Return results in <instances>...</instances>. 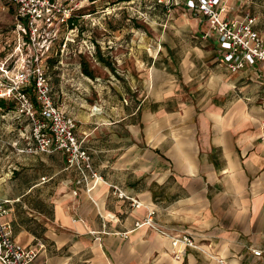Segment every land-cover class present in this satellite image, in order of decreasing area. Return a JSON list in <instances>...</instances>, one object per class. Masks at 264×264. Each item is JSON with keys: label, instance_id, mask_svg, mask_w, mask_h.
Returning <instances> with one entry per match:
<instances>
[{"label": "crops", "instance_id": "0c3cea01", "mask_svg": "<svg viewBox=\"0 0 264 264\" xmlns=\"http://www.w3.org/2000/svg\"><path fill=\"white\" fill-rule=\"evenodd\" d=\"M221 2L228 15H250L264 26V0ZM206 39L214 50L202 55L229 72L218 60L216 36ZM195 64L189 53L178 69L189 80L201 69ZM230 74L257 89L237 88L238 95L232 80L220 95L197 99L166 86L156 97L119 103L114 117L87 103L64 110L103 179L87 188L62 153H25L29 135L24 147H14L17 165L0 163V199L9 201L2 221L15 243L37 251L33 264H218L216 257L264 264V255L252 253L264 248V79L255 67ZM148 209L167 236L134 229ZM181 235L200 249H173L170 236Z\"/></svg>", "mask_w": 264, "mask_h": 264}, {"label": "rangeland", "instance_id": "374dc122", "mask_svg": "<svg viewBox=\"0 0 264 264\" xmlns=\"http://www.w3.org/2000/svg\"><path fill=\"white\" fill-rule=\"evenodd\" d=\"M59 1L76 4L77 16L97 12L80 19V26L71 33L73 43L62 49L54 45L50 65L46 64L53 98L67 112L87 103L109 108L108 114L114 117L120 112L116 106L119 103L126 101L129 105L132 101L156 97L166 86H174L180 98L191 94L197 99H207L220 95L224 84L238 78V74L231 75L202 55L214 50L212 43L202 38L206 23L199 15L184 9V0H178V5L170 9L156 5L155 0ZM13 15V9L0 0V57L13 55L17 46ZM21 51L22 55L28 53L26 47ZM189 53L191 62H199L201 69L195 64L198 70L188 80L178 67L181 58ZM98 54L109 67L98 61ZM168 57H174L172 63ZM82 62L92 72V78L83 73ZM235 83L238 95L237 90L244 86L247 91L257 89V84L250 81L240 79ZM10 105L7 102L5 109L0 108V163L5 169L17 165L14 147L25 146L23 139L30 129L28 121L19 119Z\"/></svg>", "mask_w": 264, "mask_h": 264}, {"label": "built area", "instance_id": "2783aa9c", "mask_svg": "<svg viewBox=\"0 0 264 264\" xmlns=\"http://www.w3.org/2000/svg\"><path fill=\"white\" fill-rule=\"evenodd\" d=\"M3 1L14 11L18 42L13 55L0 57V99L12 102L16 116L24 118L30 125V144L24 152L62 153L66 168L75 169L80 175L77 183L83 182L86 188L90 183L103 181L93 169L91 157L77 135V123L55 103L46 73V64L54 45L58 44V48L62 49L74 42L71 33L78 26L70 27L69 20L73 16L77 17V13H74L77 5L62 4L59 0ZM155 4L170 9L178 5V0H155ZM184 7L190 13L204 18L208 31L202 38H209L212 34L216 36L218 60L230 73L255 67L260 70L259 77L264 79V26L257 27L255 17H232L227 14L221 0H184ZM96 13L82 15L80 19ZM23 47L28 51L25 55H22ZM260 140L264 142V135ZM111 188L119 199L127 198L116 186ZM73 194L76 195V191ZM129 201L133 208L141 206L133 199ZM8 205V200L0 199V264H33L37 251L15 243L11 226L2 221L9 212ZM154 216L155 211L148 209L146 217L134 223V229L148 227L167 236L166 232L156 226ZM126 234L123 236L126 237ZM170 242L173 249L180 246L200 249L188 235L170 236ZM252 253L264 255V248L252 250ZM173 257L180 260L178 252ZM216 262L226 264L224 259L217 257Z\"/></svg>", "mask_w": 264, "mask_h": 264}, {"label": "trees", "instance_id": "16d2710c", "mask_svg": "<svg viewBox=\"0 0 264 264\" xmlns=\"http://www.w3.org/2000/svg\"><path fill=\"white\" fill-rule=\"evenodd\" d=\"M87 1H89V2H96V1H98V0H87ZM120 1H129V0H120ZM93 13V12H92ZM80 19V16H77V17H75V16H73V17H71L70 18V20H69V26L70 27H73V26H80V25H78V20ZM97 58H98V61L101 63V64H103V65H105V66H107V67H109L110 65H109V63H107L106 62V59L104 58V57H102V55H100V54H98V56H97ZM48 65H50V59H48ZM81 64H83V69H82V71H83V73L86 75V76H88V77H90V78H92L93 77V74H92V72L91 71H88L87 70V66H86V64L85 63H81ZM7 102H9L11 105V107L12 108H14V105H13V103L12 102H10V101H6V100H3V99H0V108L1 109H5L6 108V106H7ZM14 110V109H13Z\"/></svg>", "mask_w": 264, "mask_h": 264}]
</instances>
